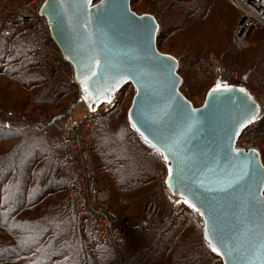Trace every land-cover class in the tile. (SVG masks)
I'll return each mask as SVG.
<instances>
[{"label":"trees","instance_id":"1","mask_svg":"<svg viewBox=\"0 0 264 264\" xmlns=\"http://www.w3.org/2000/svg\"><path fill=\"white\" fill-rule=\"evenodd\" d=\"M151 5L156 7L154 1ZM159 14L158 49L178 59L181 90L194 106L204 100L209 86L188 83V73L210 57L223 71L241 67V86L261 93L264 27L252 26L248 49L240 48L234 32L241 12L233 0H175L164 3ZM36 24L23 23L0 39V264H222L190 209L166 229L123 237L117 243L118 261L115 247L94 242L85 232L86 223L78 222L65 207L62 199L71 188L75 164L58 158L65 144L64 119L57 113L63 109L65 96L78 91L70 78H60L64 72L51 79L52 65L34 64L35 46L48 44ZM209 29L216 32L219 42L228 40L217 47L215 55H209L214 50L206 34ZM129 88L128 84L119 90L116 105L109 109L112 112L93 117L99 133L98 143L90 148V160L96 173L101 169L107 176L113 204L119 211H130L125 215L130 220L137 218L143 188L151 181L161 182L163 160L131 127L128 116H120ZM144 152L157 154L155 164L159 165L144 163Z\"/></svg>","mask_w":264,"mask_h":264},{"label":"water","instance_id":"2","mask_svg":"<svg viewBox=\"0 0 264 264\" xmlns=\"http://www.w3.org/2000/svg\"><path fill=\"white\" fill-rule=\"evenodd\" d=\"M40 15L89 103L133 86L128 120L162 156L167 192L200 215L222 264H264V164L256 150L236 148L260 116L258 99L220 85L195 107L178 59L158 49L156 17L138 15L131 0H46Z\"/></svg>","mask_w":264,"mask_h":264},{"label":"built area","instance_id":"3","mask_svg":"<svg viewBox=\"0 0 264 264\" xmlns=\"http://www.w3.org/2000/svg\"><path fill=\"white\" fill-rule=\"evenodd\" d=\"M46 0H30L25 6V13L10 7L9 2L1 4L3 25L0 24V39L4 38L11 30L19 28L23 23L34 21L37 29L49 34V23L40 15L41 8ZM241 12V21L235 34L236 42L240 48L248 46L247 37L254 25L264 27V0H233ZM33 62L38 67L52 65L49 77L55 79L59 76L63 57L54 60L47 45H37L33 54ZM201 76L214 81L219 85H240L241 77L235 67L223 71L214 58L203 60L196 68ZM117 94V93H116ZM114 94L112 97H115ZM111 97V98H112ZM111 98L100 106L88 102L87 98L79 91V99L88 112L87 116L75 125L62 129L64 150L58 158L75 164L76 191L70 193L69 204L78 222L89 225L93 239L98 244L117 245L122 235L127 233L124 227H120L121 219L110 206L109 192L101 184L94 173V166L90 160L89 150L94 143L95 128L91 119L93 114L103 113L111 109ZM10 115H12L10 113ZM264 108L260 109L259 118L252 123L240 137L236 144L237 149L256 150L264 164ZM254 134L252 140L249 135ZM248 140H247V139ZM178 210L164 213L160 204L154 198L148 205L144 220L136 225L137 232L156 231L168 228L175 220ZM121 229V230H120ZM123 229V230H122ZM125 232V233H124Z\"/></svg>","mask_w":264,"mask_h":264},{"label":"rangeland","instance_id":"4","mask_svg":"<svg viewBox=\"0 0 264 264\" xmlns=\"http://www.w3.org/2000/svg\"><path fill=\"white\" fill-rule=\"evenodd\" d=\"M9 2L10 4V7L14 8V9H17V10H20L22 13H25V8L24 6L30 1V0H0V24L3 25V17L1 15V4L3 2ZM132 1V0H131ZM154 1L156 7H153V5H151V2ZM175 0H134V3L132 5L131 3V8H133L132 10L135 11L138 15H143V14H151L153 16L156 17L157 19V15L158 17H160V19H162V15H160V9L161 7L167 3H170V2H173ZM95 2V1H94ZM97 2V1H96ZM25 15H27V13H25ZM158 21V19H157ZM241 21V20H240ZM159 23V22H158ZM160 25V24H159ZM239 25H240V22L239 24L237 25V29L239 28ZM237 29L235 30V34L237 32ZM160 31V30H159ZM44 33V35L46 36L45 40L47 41V46L50 48V53H51V56L54 60H57L59 59V57L61 58V53L60 51L58 50V48L55 46V44L53 43V41L51 40L50 36L47 34V32H42ZM24 35H27V34H30L28 32H24L22 33ZM207 38H208V42L213 46L214 50L212 53H210L209 55H212L214 54L215 55V51L217 50V47L218 46H221V44L223 43L224 45H226V42H228V40L226 38H224V41L223 42H219V36L216 34V32L213 30V29H209L207 31ZM40 36V35H38ZM39 39H41V36L39 37ZM234 39L236 41V36H234ZM237 43V42H236ZM247 43H248V46L247 47H244L243 49H248L249 47V40H248V37H247ZM238 45V44H237ZM28 46H31L30 43H28ZM37 46V45H36ZM35 46V47H36ZM31 48V47H29ZM167 54V53H166ZM253 54V53H252ZM172 55V54H171ZM211 58V57H210ZM198 65L194 68L191 69L190 73H188V78H187V82H192V83H195V84H198V83H203L205 82L209 88H212L214 86H217L219 84H214V81H212L211 79L209 78H206V77H203L200 75V73L197 71V68ZM233 66H229L227 67L226 70L224 71H227L229 68H231ZM60 72H64L62 75L60 74L59 72V75H61L60 78L64 79L66 76L67 78H70L72 81H74L73 79V71H72V67L66 63V62H63L60 66ZM239 69V73H240V77L242 79V75H241V67L238 68ZM50 74V73H49ZM52 79V78H51ZM59 79V78H58ZM57 79V80H58ZM75 83V82H73ZM241 83H242V80H241ZM243 84V83H242ZM253 83H249V85L251 86ZM128 85V84H127ZM130 88H129V95L127 97V102L126 104L123 106V112L122 114H120V116H122V119H125L126 116H128V112L130 110V107H131V104H132V100H133V97L135 95V89L133 88V86L131 84H129ZM262 91L261 93H257V92H254V88L251 89V93L258 99L261 107L263 106L264 108V88H260ZM207 90V92H208ZM77 91L76 93L74 94H71V93H68L66 96H65V99H63L62 101V105H63V109L60 111V113H57V114H60V116L63 117L64 119V127H67V126H72V125H75L77 122L81 121L83 118H85V116H87L88 112L86 110V107L84 106V104L82 103V101L79 99V88L77 86ZM206 92V94H207ZM206 94L204 95V98L205 99V96ZM204 100L200 103V104H196L195 107H200L202 104H203ZM117 103V94L115 95V97H112L111 98V101L109 103V106H111V104H113L111 106L114 107V105H116ZM110 111V110H109ZM57 112V111H55ZM107 111L103 112V113H98V114H93L91 119L93 120V117L96 116V115H104V113H106ZM112 112V110L110 111ZM110 113L108 112L107 115H109ZM106 115V116H107ZM12 115H10L9 113V117H11ZM13 117V116H12ZM11 117V118H12ZM264 118V116H263ZM98 124V121L95 123V145L96 143H98V133H99V129L96 128V125ZM93 127H94V124H93ZM99 127V126H97ZM132 127V126H131ZM62 128V129H63ZM97 135V136H96ZM251 136V137H250ZM254 134H251L249 135L250 137V140H252ZM247 139V138H246ZM248 140V139H247ZM93 143V145H94ZM94 145V146H95ZM93 146V147H94ZM93 150V149H92ZM145 153V159H144V163H147L148 166H154L156 164L159 165L158 162H156L155 164V159L157 158V154L154 155V154H149L146 156V152ZM89 156H90V150H89ZM95 154H94V150L92 152V158L94 160V157ZM160 162H162V156L160 155ZM96 159V157H95ZM151 161L154 163V165H151ZM92 162V161H91ZM94 162H96L94 160ZM94 166V164H93ZM150 168H153V167H150ZM74 169V168H73ZM100 169V168H99ZM75 170V169H74ZM74 170H72L73 172L71 173L72 175H70V180H69V183H71V188L69 189L68 193H66L62 199V202H64V205L65 207L67 208H70V204L68 203L69 200H70V193H73V191H76V187H75V180H74V177L73 175L75 176V172ZM162 177H161V182H157L156 181H151L150 183L147 184V187L145 186L143 188V191H142V196H143V200L141 201L142 205L140 207V209H138L136 211V216L137 218L136 219H128L127 217H125V215H130V211L124 213V215H122V213L119 211V206L117 205V207L113 204V201H112V189H110V186L108 185V178L107 176L102 173V170L100 169V172L97 170V173L95 171V166H94V173L95 175L97 176V178L101 181V184L104 186V188L107 190V192H109V198H110V206L112 208V210L118 215V217L121 219V222H120V227H124L123 229L127 231V233H125L124 235H122L121 239L125 236H127L130 232L140 236V235H143V234H146L147 233H152L154 231L152 230H149V231H143V232H137L136 230V225L143 221L144 220V215H145V211L149 205V203L155 198L157 200V202L160 204L161 208H162V211L164 213H169V212H172V210H178V214L177 216L183 214L186 212V210H192L183 200L181 199H178V198H175V197H172L169 195V193L167 192L166 190V187H165V179H166V175H167V171H166V167L164 165V161H163V165H162ZM148 174V172H147ZM142 177V176H141ZM164 177V178H163ZM154 184H157V188L156 189H153ZM153 189V190H152ZM158 190V191H157ZM140 193V192H139ZM137 194V193H135ZM72 210V209H71ZM73 211V210H72ZM193 211V210H192ZM194 212V211H193ZM74 213V212H73ZM195 213V212H194ZM126 215V216H127ZM75 216V215H74ZM194 216H196L199 221H200V225H202L203 227V222L201 220V218L199 217L200 215L197 213L194 214ZM177 218V217H176ZM175 218V219H176ZM87 225V223H86ZM87 228L88 230H86L85 232H87L88 234H90V237L91 239L94 241L93 239V236H92V233H91V230H90V227L89 225H87ZM122 229V230H123ZM121 230V229H120ZM158 231V230H156ZM120 239V240H121ZM119 240V241H120ZM118 241V243H119ZM95 242V241H94ZM98 244V243H97ZM103 246H112V247H115L116 249V253H117V258H118V261H121V256H120V253L118 252V245H104V244H101ZM122 264V262H121Z\"/></svg>","mask_w":264,"mask_h":264},{"label":"snow or ice","instance_id":"5","mask_svg":"<svg viewBox=\"0 0 264 264\" xmlns=\"http://www.w3.org/2000/svg\"><path fill=\"white\" fill-rule=\"evenodd\" d=\"M220 87V85H217V88H219ZM241 91H243V89H241ZM213 251H215V249H213Z\"/></svg>","mask_w":264,"mask_h":264},{"label":"bare ground","instance_id":"6","mask_svg":"<svg viewBox=\"0 0 264 264\" xmlns=\"http://www.w3.org/2000/svg\"><path fill=\"white\" fill-rule=\"evenodd\" d=\"M49 34H50V32H49Z\"/></svg>","mask_w":264,"mask_h":264}]
</instances>
